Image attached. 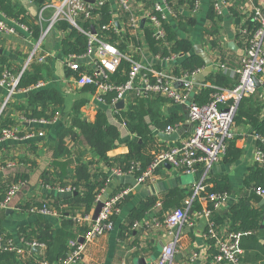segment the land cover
<instances>
[{
  "label": "trees",
  "instance_id": "16d2710c",
  "mask_svg": "<svg viewBox=\"0 0 264 264\" xmlns=\"http://www.w3.org/2000/svg\"><path fill=\"white\" fill-rule=\"evenodd\" d=\"M33 1L40 8L51 2V0ZM100 1L95 0L91 4L88 17H85L83 13L80 14L77 21L80 29L69 27L70 24L66 19H59L54 23L55 29L64 33L60 40V52L63 55L72 54L77 57L83 55L88 41L87 35L83 31L94 29L101 40L115 45L122 55L128 57H121L115 69L112 72H107L105 81L111 82L115 88L125 85L129 80L132 61L140 62V54L144 44H146L150 54L158 60L153 65L157 70L165 69L180 77L191 75L204 67L205 64L202 58L193 52L192 33L196 25V14H192L191 10L196 0H165L171 10V17L175 25L171 24L167 18H161V14L154 11L153 5L158 0H142L141 5H137L138 8L132 4L129 10L119 8L117 16L113 13L107 0H102V3L99 4ZM0 9L7 19L15 20L22 25L25 24L30 30L33 40L40 38L43 32L42 23L38 22L37 18L31 17L26 9L15 0H0ZM229 11L232 15L239 13L232 7H229ZM146 13L157 16L160 27L163 29L162 36H156L155 26L153 23L148 22L149 18L146 17ZM133 15L140 17V20H145L142 27H140V23L136 28L131 26L130 18ZM115 20L119 22L120 28L113 27ZM221 21L222 16L215 12L211 2H209L206 23L200 31V43L202 46H209V49L215 52L213 62L225 63L227 67H230L231 65L226 60V54L236 55L239 49H244L248 45L246 41L257 28V24L247 18L237 28L234 38L237 50L233 51L220 42ZM242 29H245V32H242ZM174 55L178 56L174 64L165 67L162 62ZM237 56L241 59V55L238 54ZM233 66L236 68L238 64L232 65L231 68ZM6 69H10L12 73H18L21 67L13 66L0 53V77ZM44 70L45 63L38 60V54L34 55L28 66L20 74L17 88H29L40 81H46L48 76L44 74ZM91 71V69L87 70L82 67L79 69L68 68L66 75H72L77 79L84 73L90 74ZM150 77L151 79L154 78L152 75ZM262 79L264 85V74ZM237 82V75L230 76L225 70L217 67L205 77L203 85L198 86L191 93L192 101L197 104L206 103L210 99V94L214 91L213 86L232 87ZM80 88L90 93L95 90L92 85H84ZM116 94L117 89L107 92L104 95L105 101L111 103ZM262 98H264V88L262 87L257 88L253 95L241 98L233 118V125L250 124L253 133L260 135V138H256V148L264 154V115L261 116L264 99ZM64 101L63 93L55 87L34 88L23 102L17 103L10 100L6 103L0 113V131L5 127L12 128L21 125L20 116L27 119L43 118L47 121L58 118ZM125 101V108L117 110L116 118L118 122H124L128 131L134 134L136 138L126 140L128 151L121 156L108 155V151L115 146V141L119 138V132L114 125L107 122L105 114L98 112L95 120L89 122L80 116L79 108L82 102H78L72 107L71 113L66 117L65 124L63 123L57 140L52 146L54 161L52 167L43 170L40 174L42 185L47 184L51 187L61 188L70 187L72 190L58 194L45 192L41 198H28L24 204L20 205V211L27 213H33L30 211L33 206H46L50 210H55L61 218L60 224L54 226L49 219L37 215L34 222L20 225L16 234L21 244L17 245L14 240L13 242L18 248L22 249V252L19 253L15 249L0 250V264H41L44 261L57 264L70 251L69 239L78 240L80 236L87 232L89 223L86 221L78 223L73 217L77 214L91 212L97 196L108 184L109 169L117 168L123 173L132 174L136 178L147 168L155 152L161 149L165 150L173 145H167L165 142L160 141L156 133L159 130H165L169 125L179 126L184 120L183 115H177V112L167 116L160 114L161 105L168 102L166 98L158 94L139 95L133 89L126 92ZM240 155L241 151L235 146L233 137L227 141L226 152L221 160L232 162L238 159ZM4 158L5 156H1L0 165H4ZM60 159L65 161L60 162ZM69 163L70 165L74 164L72 170L68 167ZM164 166L161 165L160 167ZM4 169L9 171L5 177L0 176V198L4 197L10 184L19 179L26 181L28 177V173L12 171L11 169H14V167H4ZM204 184L205 189L200 196L206 197L211 192L229 195L231 192L226 176L220 178L209 177ZM243 185L245 193L226 213L214 208L213 201H207V208L211 211L209 218L216 231L220 232L221 228H226L225 232L240 233L238 241L240 249L243 248L242 240L244 238L248 240V245L241 252L240 263L248 259V249L249 251L256 250L254 248L257 245V233L261 231V225H264V206L254 207L252 205V201L257 200L254 188L258 186L264 188L263 162L253 161L244 178ZM116 190L119 189L116 188ZM183 196L179 189L173 188L166 193L165 200L175 201L173 209L183 208L185 204L181 207L180 202ZM155 203L156 198L149 197L134 206L124 223L119 225L118 238L123 241H128V239L135 241L139 231V227L135 228L134 226L135 222L144 219ZM201 208L198 199L195 198L188 214L200 211ZM4 211L0 210V212ZM116 216L113 217L114 223L116 222ZM162 218V215L158 216L159 220H162ZM0 232H5L1 220ZM8 238L13 239L11 234L5 232L4 241ZM26 242H35L43 246L40 247L39 252L35 253L31 251V247L25 244ZM207 243L209 254H213L216 251L213 246V239L208 238Z\"/></svg>",
  "mask_w": 264,
  "mask_h": 264
},
{
  "label": "crops",
  "instance_id": "0c3cea01",
  "mask_svg": "<svg viewBox=\"0 0 264 264\" xmlns=\"http://www.w3.org/2000/svg\"><path fill=\"white\" fill-rule=\"evenodd\" d=\"M15 1L19 5L23 6L31 17L37 18L36 20L42 23L43 32H45L39 45L37 46L38 56H44L42 59L45 63L44 74L48 76L47 80L43 82L44 84L41 87H55L63 93L65 98L62 111H60L58 118L45 123L38 121H22L21 125H17V128L20 129L21 132H33L34 134L32 137L21 140H0V158L1 156H5L4 160L11 158L16 160V167L13 166L14 169H11L12 171L28 173L26 184L20 192L14 196L10 203V208L12 209L10 213L6 214L5 211L0 212V220L5 232L11 234L15 243L20 245L21 241L16 234L18 227L20 225H27L34 222L37 215L49 219L54 226H58L60 224L61 218L57 213L56 215H45L34 212L19 213L18 210H20V205L24 204L28 198H41L45 192H53L57 194L65 193L59 191V187H51L47 184L42 185L40 174L43 170L51 169L54 162L52 156V146L57 140V136L63 126V123L65 124L66 117L71 113V109L76 103L82 102L79 108L82 119L93 122L97 113L102 112L105 114L107 122L117 128L119 138L115 141V146L108 151V155L121 156L126 153L128 151L126 140L135 139L136 136L128 131L124 122L117 121L116 113L118 109L116 107L106 101L99 102L95 100L93 93L83 91L76 85V79L74 76L66 75V70L68 69L64 61L66 55H63L60 52V40L64 36V33L56 30L54 26L46 30L49 20L55 12L53 5L46 6L42 9V7H38L33 0ZM57 1L58 0H51L52 3ZM107 1L109 2L113 13H117L119 9L118 2L116 0ZM129 1L130 4H134L136 8H138L142 2V0ZM208 8L209 0H199V6L196 11V25L192 33L193 43H200V31L206 23ZM235 10L239 12L237 15H232L228 8L222 16L220 25V42L222 44L227 45L229 41L235 42V32L237 28L246 20L242 10L236 8ZM167 19L171 22V24L175 25L172 20L173 18L168 13ZM9 21L12 20L10 19ZM15 29L14 33L8 34L0 31V53H2L13 66L16 65L22 68L38 40L32 39L31 32L25 24L22 27H17ZM203 49L213 60L215 52L209 49V46L207 45L203 46ZM237 52L240 55V50ZM238 54H226V60H228V63L231 66L236 64L239 66L240 59L239 56H237ZM140 56V62L146 66L153 67V65L158 62L157 58L153 57L148 51L146 44L143 45ZM175 61L176 60L169 62L163 61L162 64L165 67H170ZM231 66L227 67L225 72L230 76L237 75L238 77L236 72V68L238 66H236V68H234L235 66L231 68ZM76 67L78 69L80 67L87 70L92 69V58L86 55L78 56L76 59ZM215 68L217 67L214 63L213 70H215ZM30 91L31 90L23 91L21 89L17 91L14 96H12L11 100L21 103L27 98ZM5 95L6 88L0 85V106L5 98ZM125 106L126 101L124 100L123 108H125ZM173 112H177V115L182 114L184 120L177 127V131L180 133V138L177 141H163L167 145L180 141L189 135L192 130V125L187 118V109L184 108L183 105L172 102H165L161 105L160 114L162 116H167ZM263 115L264 107L261 112V116ZM186 120L187 123H185ZM149 125L152 126L151 123H149ZM160 131L161 130L158 132ZM233 131L235 146L241 151L240 157L232 162H226L220 159L218 162L213 164L205 176L201 166L196 168L191 173H185L166 165L164 167L157 168L153 176L144 183H137L135 177L130 173L111 176L106 188L103 189V196L110 195L114 192V190H116V188L120 189L122 187L130 186L133 187V189L120 206L119 212L116 216L114 229L97 236L93 241H91L87 245L79 264H139V260H143L145 263L156 260L161 253L162 247L171 238L163 227H145L141 225L135 241L133 239L123 241L118 238L119 225L124 223L130 210L134 206L149 197H155L156 203L152 206L145 218L151 219L153 217L158 218L159 215L164 216L167 211L172 210L173 206H175V201L165 200V195L170 189L177 188L183 193L184 196L180 200L181 207H183L187 198L190 197L196 183L200 181L205 182L209 177L220 178L221 176H226L231 192L220 203L217 210H220L223 213L228 212L229 208L243 193H245L243 185L244 178L255 160L254 154L257 149L256 136L254 135L250 124H235L233 126ZM39 132H42V134H39ZM160 141L162 140L160 139ZM64 161V159H60V162ZM73 166L74 164L70 165L69 163L68 167L72 170ZM8 171L9 170L5 169L2 170L0 176L5 177ZM255 195L257 200H253L252 205L254 207L264 206V199L256 193ZM198 201L202 210L207 208V198L201 196ZM160 211H162L161 214H159ZM194 212L188 214L187 216V221H192V225H188L185 222L179 230L180 237L176 245V252L174 255L176 263L187 260L192 251H197L199 254L196 258L192 259L189 264H206L209 260V245L207 243L208 239L206 238L209 219L205 215H198ZM225 229L226 228H221V231L224 232ZM260 230L261 231L257 233V245L254 248L256 250L249 251L248 249V259H245V261L240 264H264V225H261ZM247 245L248 240L244 238L242 240L243 248L240 249L241 252Z\"/></svg>",
  "mask_w": 264,
  "mask_h": 264
},
{
  "label": "built area",
  "instance_id": "2783aa9c",
  "mask_svg": "<svg viewBox=\"0 0 264 264\" xmlns=\"http://www.w3.org/2000/svg\"><path fill=\"white\" fill-rule=\"evenodd\" d=\"M116 1L119 4V8H123L124 10L130 9L131 4L129 0ZM209 2H211L213 9L219 16H223L225 10L229 7L242 10L245 19L250 18L251 21L257 24V28L246 41L248 45L244 49H239L241 59L239 66L236 68L238 82L232 87L213 86L214 91L210 94V99L203 104H197L192 101L191 98V93L196 89L195 86L203 85V83L196 84L193 80V76L196 72L191 75H182L178 77L165 69L157 70L152 66H146L137 61H132L127 83L121 87L115 88L111 82L105 81L107 72H112L115 69L121 57H128L122 55L115 45L101 40L98 35L92 33L91 30H82L88 38L87 48L83 55L92 58L93 67L90 74L84 73L76 79V85L78 87L84 85L94 86L95 90L93 95L95 100L105 102L104 95L113 89H117V94L111 101V105L114 106L118 100H125L128 90L134 89L139 95L146 96L148 94H158L166 98L168 102L181 105L187 104V118L192 125L190 134L167 149H161L155 152L147 168L135 178L137 183H144L146 180H149L153 176L155 170L166 163H169L172 168L185 173H191L201 166L205 176L213 164L218 162L224 155L227 141L234 136L233 118L241 98L253 95L259 87L264 88L262 79L264 74V0H209ZM101 3L102 0L99 4ZM91 4L92 3H88L84 0H58L57 2L44 5L42 9L49 5H53L55 8V12L50 18L46 30L51 28L59 19H66L72 27L79 28L77 23L78 18L81 13H83L85 17L89 16ZM198 6L199 0H196L191 10L192 14H196ZM153 9L161 14V18H167V13L171 16V10L165 0L156 1L153 5ZM115 14L117 16V13ZM146 17L149 18L148 22L154 24L156 36H162L163 29L160 27V21L157 16L155 14L146 13ZM138 23H140V17L133 15L130 18L131 26L136 28ZM22 26V24L15 20L9 21L0 9L1 32L6 34L14 33L16 30L15 28ZM113 27L117 28L115 22H113ZM242 32H245V29H242ZM44 34L45 32H42L36 45L30 52L28 59H26L25 64L17 74L12 73L10 69H6L0 77V85L6 88L5 98L0 106V113L6 106V103L11 100L12 96H14L17 91L21 90L17 88L19 76L28 66L31 58L38 53L37 46ZM43 57V55L38 56V60H42ZM177 58L178 56L174 55L171 58H166L165 62L173 61ZM76 59L77 56L67 54L64 58L66 67L69 69L77 68ZM214 63L216 67L222 70L227 69L225 63ZM150 75L154 78L151 79ZM256 79L259 82V86H257L255 82ZM43 84L44 83L40 81L22 90H32L43 86ZM189 98H191L190 101H188ZM20 120L25 122H47V120L43 118L27 119L23 116H21ZM17 127L18 126L3 128L0 131V140H21L30 138L34 134L33 132L21 133V130ZM177 127V125H169L163 131L167 133L176 131ZM39 134H42V132H39ZM254 135L256 138H260V135ZM254 158L264 163V154L260 149L255 150ZM3 162L4 165H0V172H2L4 167L11 168L16 165V160L14 159L4 160ZM120 174L127 173H123L117 168L109 169V178L113 175ZM25 184V180L19 179L9 185L4 197L0 198V210L10 208L12 199L20 192ZM132 189L133 187L130 186L122 187L108 196H103L102 190L96 199V202L98 200L103 202L96 220H92V211L75 215L73 219L76 222L80 223L86 221L89 223V228L87 232L82 235L83 242H79L76 239H69L68 245L70 251L57 264H79L87 245L97 236L114 229L115 223L113 217L117 215L122 201L130 194ZM204 189L205 184L203 181L196 183L190 197L185 201V206L183 208H174L167 211L162 220L153 217L151 219L144 218L140 222H135V228L141 225L145 227H163L171 236L170 240L162 247L159 257L145 264H189L192 259L198 256L199 253L197 251H192L187 260L178 263L174 260L176 245L180 237L179 230L185 222L188 225H192V221H187L188 210L195 198L200 199V194ZM71 190L70 187H59V191L61 192H70ZM254 192L264 199L263 187L258 186L254 188ZM226 197L227 194L211 192L207 194L205 198H207L208 201H213L214 208H217ZM30 211L45 215H56L55 210H50L46 208V206H33L30 208ZM194 213L205 215L209 219L206 238L213 239V246L216 251L213 254L208 253L209 260L206 264H239L241 250L238 246V241L240 233L216 231L213 227V223L210 221L209 216L211 211L208 208L195 211ZM4 237L5 233L0 232V250L15 249L19 253L22 252V249L14 244L12 238H8L4 241ZM25 244L31 248L35 246L40 248L43 246L35 242H26ZM41 264L51 263L44 261L41 262Z\"/></svg>",
  "mask_w": 264,
  "mask_h": 264
},
{
  "label": "water",
  "instance_id": "95a60500",
  "mask_svg": "<svg viewBox=\"0 0 264 264\" xmlns=\"http://www.w3.org/2000/svg\"><path fill=\"white\" fill-rule=\"evenodd\" d=\"M84 1H86L88 3H94L95 2V0H84ZM144 21H145L144 19L140 20V27L143 26ZM115 26L117 28H120L119 22L117 20H115ZM69 27H72V25H69ZM91 32L95 33L94 29H92ZM227 47L232 49V50H236V45H235V42H233V41H229L227 43ZM193 52L195 54H197L198 56H200L202 58V60L204 61V64H205L204 67L201 70H199L198 72H196V74H194V76H193V80L195 82H197V84H201L204 81L205 77L212 72L213 62H212V59L208 56L207 52L203 49V46L201 43H196V42L193 43ZM255 82H256L257 86H259V82L257 79L255 80ZM197 87H198V85L195 86V88H197ZM190 100H191V98L188 99V101H190ZM123 105H124V99H120L115 103L114 107H116L117 109H121V108H123ZM183 107L187 109V104H183ZM185 123H187V120ZM157 136L162 141H177L180 138V133L177 130L172 131V132H168V133L164 132V131H160L157 133ZM165 165L170 167L169 163H166ZM102 205H103V202L101 200H98L95 203V205L92 209V215H91L92 220H96ZM11 210H12L11 208H7L5 210L6 214L10 213ZM78 241L83 242V237L80 236L78 238ZM31 251L39 252V247H37V246L32 247ZM138 262H139V264H145V262L143 260H139Z\"/></svg>",
  "mask_w": 264,
  "mask_h": 264
},
{
  "label": "rangeland",
  "instance_id": "374dc122",
  "mask_svg": "<svg viewBox=\"0 0 264 264\" xmlns=\"http://www.w3.org/2000/svg\"><path fill=\"white\" fill-rule=\"evenodd\" d=\"M19 211V213L21 212L20 210H18ZM22 213V212H21Z\"/></svg>",
  "mask_w": 264,
  "mask_h": 264
}]
</instances>
